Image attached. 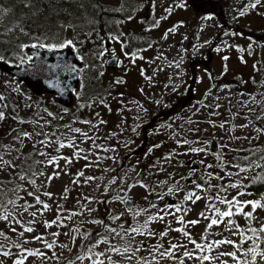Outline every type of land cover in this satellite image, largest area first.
<instances>
[{
	"label": "rangeland",
	"instance_id": "obj_1",
	"mask_svg": "<svg viewBox=\"0 0 264 264\" xmlns=\"http://www.w3.org/2000/svg\"><path fill=\"white\" fill-rule=\"evenodd\" d=\"M68 1L71 3L0 0V57L4 61L19 63L21 57L28 56L25 47L31 39L54 43L71 40L72 44L65 46L76 49L81 60L87 61L70 107L58 103L53 94H34L0 70V111L5 112L0 119V153L16 165L0 168L4 192L9 194L0 208L6 217L0 218V230L7 233L0 235V261L11 264L17 256L25 255L16 247L19 245L40 253H27L23 264H90L96 252L101 253L100 264H109V260L114 264H196L198 260L199 264H231L233 258L221 253H244L232 244L213 247L211 242L222 237L239 241L240 229L235 225L247 232L246 218L233 211L220 224H209L210 219H220L213 208L223 210L227 205L220 200L213 203L208 197L215 198L220 192L216 185L225 188L220 192L224 199L237 194L241 185L231 187L228 182L240 180L245 187L256 176L255 164L242 163L237 157L248 153L247 147L264 148V131L257 130L264 129V44L230 26L232 22L251 30L257 25L264 28V16L256 12L264 7V0H219L225 2L223 21L212 12L207 15L197 9L198 0L193 1V8L189 0ZM145 5L150 6L149 16L134 20V10H149ZM101 9L124 15L109 14L106 29L96 20ZM140 31L146 36L135 37ZM112 40L115 50L123 46V56L131 60L127 73L104 65L101 50L105 41ZM231 77L239 81L237 88H231ZM87 95H93L90 102H85ZM41 120L50 122L43 126L49 130L59 125L55 133L62 139H76L57 151L58 145L50 137L43 145L45 152H41V145L34 143L41 140L36 135L43 132ZM241 124L245 127H239ZM22 131L32 133L31 138L20 136ZM204 136H214L213 150L204 143ZM178 140L186 142L177 144ZM5 144L9 149L3 147ZM193 147L207 149V154L184 151ZM76 149L80 152L73 155ZM218 155L228 161L223 168L218 166ZM52 156L57 159L42 163ZM193 164L197 168H192ZM237 164L250 167L238 171ZM229 170L232 175H226ZM21 171L23 178L18 175ZM38 172L41 174L35 175ZM204 180L212 185L208 192L195 188ZM148 186L152 193L170 191L174 202L165 207L147 204L151 198ZM125 195L133 200L130 208L123 202ZM37 196L47 208L36 201ZM13 197L19 199L12 203ZM237 199L258 198L244 191ZM24 201L29 207L21 211ZM242 211H252V225L264 223V207L258 205L253 210L244 205ZM149 215L154 218L148 220ZM177 216L182 219L177 220ZM17 219L21 223H16ZM229 219L234 222L231 226L227 225ZM46 220L53 223L45 227ZM137 227L143 230L128 231ZM90 228L100 231L97 239H107L82 247L83 233ZM32 236L37 239H25ZM256 238L249 237L243 247ZM192 240L201 247L197 249ZM173 244L177 247L164 256ZM260 244L264 250V241ZM110 248L118 250L108 251ZM185 251L213 259L184 256ZM83 252L89 255L80 259ZM259 255L249 264H264Z\"/></svg>",
	"mask_w": 264,
	"mask_h": 264
},
{
	"label": "snow or ice",
	"instance_id": "obj_2",
	"mask_svg": "<svg viewBox=\"0 0 264 264\" xmlns=\"http://www.w3.org/2000/svg\"><path fill=\"white\" fill-rule=\"evenodd\" d=\"M207 15H211V13H209ZM32 44L34 46H38V47L46 48V49H58V48H63L65 45L72 44V41L66 39V40H63L61 43H54V42H44L43 40H33ZM20 47L24 48L25 45L21 44ZM125 54L127 55V53H125ZM35 55H38V54H35ZM3 59H4L3 57H0V60H3ZM31 59H32L31 56H26L24 58L25 61H28V60H31ZM9 63H12V61H9ZM43 63L44 62H42V61H37L36 63L29 64L28 65V70H30V71H47L48 67H52V68L57 67V65H50V66H43L42 67ZM70 67H72L70 62L69 63H62V65H61L62 70H67ZM0 99H3V95L2 94H0ZM245 103H247V102L245 101ZM217 107H218V105H217ZM45 111H47V109H45ZM49 115H54V114L49 112ZM4 116H5V112L4 111H0V119H3ZM17 119L21 120V121L23 120L22 117H17ZM73 119H75V117ZM39 123L41 125V128H43V132H36L37 136H41V140L40 141H34V143H38V144L41 145V147H40V151L41 152H45V149H44L43 145L48 143L50 137H52L56 141V144L58 145V147L56 149L57 151H59V147H62L63 145L71 146V141L76 139L75 137H69L68 139H62L59 135H57L55 133V127H60L59 125L54 126L53 129L49 130V129H46V128L43 127L44 125L50 123L49 121L41 120V121H39ZM209 123H215V122L214 121H209ZM245 123H247V121ZM64 127H67V125H65ZM239 127L243 128V127H245V124H241ZM257 130L258 131H264V129H257ZM71 131L82 132V129L72 128ZM20 136L31 138L32 133H30L28 131H22V132H20ZM83 138L87 139L88 137L84 136ZM196 139H200V137H197ZM185 142L186 141H184V140H178L177 144H182V143H185ZM204 143L207 144L208 141L205 140ZM3 147L7 150V149H9L10 146L5 144V145H3ZM95 147H100V145H95ZM87 151L91 152L92 149L89 148V149H87ZM184 151H192V152L204 151L205 154H207V149H201L200 147H193V148H189V149H184ZM79 152H80V149H76L73 152V155H77ZM166 155H170V153H168ZM0 157H2V158H0V168H4L5 170H7V166L16 167V165H14L12 163V160L8 159L7 156H5L4 153H0ZM55 159H57V157L56 156H52L50 159L42 161V163H51ZM65 159H66V162H67L68 158L66 157ZM218 159L221 160V163L218 165L221 168L224 167L225 163H228V161L223 160L222 156L218 155ZM245 159H246V157H245ZM201 163H203V161ZM234 166L236 167V169L238 171L241 170L242 167L243 168L250 167V165L241 166V165H238V164L234 165ZM207 167H208V165H205V168H207ZM40 174L41 173H39V172L35 173V175H40ZM79 174L80 173L78 172L77 175H79ZM232 174L233 173L230 170L226 172V175H232ZM18 175H19V177L23 178L25 176V173L23 171H21V172H19ZM57 175H58V173H57ZM189 175H191V173H189ZM209 175L215 176L217 174L216 173H209ZM49 179H51V177H49ZM121 179H123V178L121 177ZM253 181H264V176H255V177H253L252 181H249V183H252ZM30 182L34 183V181H30ZM136 183L142 184V181H136ZM193 183H195V181H193ZM237 184L241 185L239 192L246 191L245 187H243V182L242 181L235 180V181L228 182V186H231V187H235ZM128 187L131 188L132 184H129ZM145 187H147V186L145 185ZM204 187H206V186L202 185V184H198V183L195 184V188H204ZM207 187L210 188V187H212V185H207ZM216 187L220 189V192L225 191V188L221 187L220 185H216ZM17 191H19V188H17ZM65 191H67V189H65ZM105 191H108L107 185H105ZM190 191L195 192V189H191ZM220 192H217L215 198H213V197H208V198L212 199L213 203H215V200H220L223 204L227 205V208L222 210L219 207H214L213 208V205L209 204L208 207L209 208H213V212L214 213H218L219 216H220V219H210L208 221V223L209 224H220L221 220L225 216L231 217L233 211L236 212V213H241L242 212L243 216L246 218V223L248 225V230H247V232H245V230L241 227V225L236 224L235 226L238 229H240V240L239 241L228 240V239L222 237L221 239L212 241L211 242L212 246L214 247L215 245H218V244H221V243H229V244L233 245L234 249H237L239 252L244 253L243 256L237 255V251L236 250L229 251L227 253H221V255H227V256H230V257L233 258L231 264H249V261L255 262L257 260V253L260 254L259 255V259L264 261V250H262L261 248L256 246V245L260 244L261 241H264V223H260L259 227L257 228L256 226L252 225V219H253L252 211H242L244 205H251V208L253 210H255L258 205L264 207V203H262V201H264V193L260 194V199L239 200V199H237V196L239 195V192H238L237 194L232 195L230 200H228V199H224V197L220 195ZM46 194L49 195V196L52 195L50 192H48ZM29 195H34V193L30 192ZM196 195L199 196L200 193H196ZM186 198H187V195H186ZM18 199H19V197H13V200L11 202L15 203L16 200H18ZM88 199H92V197H88ZM109 199H119V197H109ZM36 201L44 204V208L48 207L47 203H45L44 201H40V198L38 196L36 197ZM28 207H29V202L28 201H24L23 202V208L21 209V211H23L24 209H26ZM40 211H43V209H40ZM202 214L203 215H207V213H202ZM32 215H36V213L33 212ZM0 218H6V217H4L3 212H0ZM153 218H154V215H149L147 217L148 220H152ZM112 219H115V217H112ZM176 219L177 220H181L182 217L177 216ZM192 222L196 223L195 220H193ZM9 223H11V221H9ZM16 223H21V221L17 219ZM51 223H53V221H51V220L44 221L45 227H47ZM233 223L234 222L231 219H229L227 221V225L228 226H231ZM104 227L107 228L108 225H104ZM144 227L146 228L147 224H145ZM27 230L31 231V228H28ZM142 230L143 229H141L139 227H137L135 229H133V228H129L128 229V231H130V232H137V231H142ZM179 230L181 232H184V229L182 227L179 228ZM165 232H167V229H165L164 232H161L160 235L161 236L164 235ZM184 234L186 236H189L188 233H184ZM0 235L7 236V233L3 232V230H0ZM249 235L257 237V238L252 240L251 245L249 247H243V242L245 240L249 239ZM189 238H190V236H189ZM25 239L35 240V239H37V236L25 237ZM106 239H107V237L100 236L98 239H96L95 243L99 244L101 242V240H106ZM192 243L195 245V247L197 249H199L201 247V245L196 243L195 240H192ZM46 246L47 247H51L52 245L51 244H47ZM16 247L20 250L21 253H24L25 255L27 253H29V252H35L37 255L40 254V253H38L36 251V249L21 248L19 245H16ZM89 247H91V245ZM175 247H177V246L175 244H173L171 248H169L167 251H165L163 253V255L164 256H168L169 253L172 251V248H175ZM117 250H118V248H110V249H108V251H112V252H115ZM153 251H155V249H153ZM5 255H7V252H5ZM25 255L17 256L15 259H13L11 261V264H23V261L25 259ZM88 255H89L88 252H83L79 258L83 259L84 256H88ZM183 255L184 256H189V257L190 256H198L200 260H203V259L212 260L213 259V257L202 255L199 252H191V253H189L188 251H185L183 253ZM95 257H96L95 259L91 260L90 264H100L101 253L100 252H96L95 253ZM153 259H155V257H153ZM0 264H3V262L0 261ZM69 264H71V262H69ZM109 264H114V262L109 260ZM196 264H199V260L196 261ZM213 264H215V261L213 262ZM221 264H229V262L228 261H223V262H221Z\"/></svg>",
	"mask_w": 264,
	"mask_h": 264
},
{
	"label": "water",
	"instance_id": "obj_3",
	"mask_svg": "<svg viewBox=\"0 0 264 264\" xmlns=\"http://www.w3.org/2000/svg\"><path fill=\"white\" fill-rule=\"evenodd\" d=\"M110 44L107 43V46ZM27 52L32 57L28 62L23 61L20 64H9L4 60H0V69L7 74L12 75L19 81L26 84L35 93L54 94L58 103L69 106L73 102V89L77 88L79 79V69L84 66L83 60H78L77 55L72 47L46 49L38 46L29 45L26 47ZM38 54V55H35ZM115 57L108 60V65L113 62ZM37 61L44 62L43 66L57 65V67H48L47 71H30L28 65ZM72 67L62 70V63H69ZM192 168L197 165L193 164ZM123 202L127 208L133 205V200L125 196ZM153 204L160 207L173 202L170 191H166L159 199H153Z\"/></svg>",
	"mask_w": 264,
	"mask_h": 264
},
{
	"label": "trees",
	"instance_id": "obj_4",
	"mask_svg": "<svg viewBox=\"0 0 264 264\" xmlns=\"http://www.w3.org/2000/svg\"><path fill=\"white\" fill-rule=\"evenodd\" d=\"M58 1H61L63 4H70L71 3V1H68V0H58ZM215 3L216 2L214 1V4ZM195 5L201 11L207 10L206 8L208 7L207 6L208 5L207 0H198L197 4H195ZM102 6H104V5H102ZM114 13H116V11L114 12L112 10L101 9L100 14H102V15H98L96 20H97V22L103 24L104 27L107 29L110 26L108 20H111V17L109 18V14L111 15ZM230 26L235 31H237L239 34L245 35V36H250L253 40H255L261 44H264V28L251 30V29L239 27L236 23H232V22L230 23ZM96 29H98V27H96V28L94 27V30H96ZM139 34H141V32L138 33V36H139ZM32 41H33V39H31L29 41V43L30 42L32 43ZM9 61H11V60H9ZM239 84L240 83L236 77H234V78L231 77V80H230L231 88H237L239 86ZM89 91H90V89H89ZM91 96H93V95L85 96V99H86L85 102H90ZM204 139L208 140L209 148L211 150H213L215 148L214 143L216 141L214 136H204ZM247 152L248 153H246L244 155L238 156L237 157L238 161L241 162V158H242V163H246V164L253 163V164H255L256 176H264V148L258 147V146H250V147H247ZM245 157H246V159H245ZM121 161H123V160H121ZM252 179L250 181H252ZM197 180H199V178ZM207 183H208V180H204V181H202L201 184L206 186L204 188L208 192L209 187H207ZM4 186H6V185H4V183H2V180H0V208H2V203L4 202V200L9 197V194L7 195L4 192ZM148 188H149V195L151 198L157 197V195L160 193V192L159 193H157V192L152 193L151 187L148 186ZM245 189L247 192H251L255 197L260 199V194L264 193V181H253L252 183H249V181H248L245 185ZM150 199H147V201H146L147 204H150ZM262 203H264V201H262ZM99 233H100V231L98 229H95V228H90L85 233H83L82 247H84L86 245H91L97 239ZM249 237H254V236L249 235ZM256 246L260 248L261 244H258Z\"/></svg>",
	"mask_w": 264,
	"mask_h": 264
},
{
	"label": "flooded vegetation",
	"instance_id": "obj_5",
	"mask_svg": "<svg viewBox=\"0 0 264 264\" xmlns=\"http://www.w3.org/2000/svg\"><path fill=\"white\" fill-rule=\"evenodd\" d=\"M193 1L194 0H189V5H191L192 6V8H193ZM219 1V0H218ZM218 3H220V4H217L216 6H217V12H216V16L218 17V19H220V16H224V13H223V5H225V2H222V1H219ZM149 4V3H148ZM209 5V7H207V12L206 13H210V12H212V13H214L215 14V8H214V6H213V3H208ZM190 7V6H189ZM145 9H149L148 11H146V12H144V13H142V11H140V9L139 10H134V17H133V19L134 20H136V21H138V20H140V19H142L143 18V15L145 16V17H148L149 16V14H150V6L149 5H145V7H144ZM191 9V8H190ZM192 10V9H191ZM256 12H258L257 14H262L263 16H264V7L263 8H260V9H258V11H256ZM191 13H192V11H191ZM211 13V14H212ZM114 14H116V15H124L123 13H120L119 14V12H116V13H114ZM113 14V15H114ZM193 14V13H192ZM218 14H219V16H218ZM144 19V18H143ZM260 28H263L262 26H260V25H257V28L256 29H260ZM255 29V30H256ZM108 42V41H107ZM110 42V45L109 46H107L106 44L104 45V47H103V50H101V52H102V60H103V62H104V65H105V67L106 68H108L109 70H115V71H117V72H119V73H127L129 70H130V68H131V60L129 59V58H127V57H124L123 55V51H124V48H123V46H121V45H119V51L117 52L116 50H115V44H114V41H109ZM126 48V47H125ZM76 50V49H75ZM77 51V50H76ZM78 52V51H77ZM79 53V52H78ZM77 53V55H78V58L79 59H83L82 58V56L81 55H79ZM120 55L121 56H123L122 58L120 57ZM113 57H115V59H114V61L113 62H111V64H109L108 65V60H110L111 58H113ZM24 58H21L20 59V61L21 60H23ZM85 59V58H84ZM86 64H87V61H86ZM86 69V66H85V68H83L82 70H81V73L83 72V70H85Z\"/></svg>",
	"mask_w": 264,
	"mask_h": 264
}]
</instances>
